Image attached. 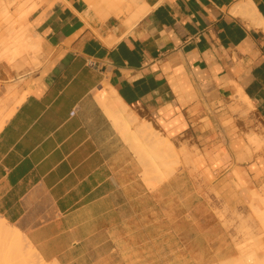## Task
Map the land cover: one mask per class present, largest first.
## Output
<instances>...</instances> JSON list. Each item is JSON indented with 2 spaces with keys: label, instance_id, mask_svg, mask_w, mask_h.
Instances as JSON below:
<instances>
[{
  "label": "crops",
  "instance_id": "crops-1",
  "mask_svg": "<svg viewBox=\"0 0 264 264\" xmlns=\"http://www.w3.org/2000/svg\"><path fill=\"white\" fill-rule=\"evenodd\" d=\"M28 20L44 62L0 65V220L42 263L235 257V169L264 174V0H39Z\"/></svg>",
  "mask_w": 264,
  "mask_h": 264
},
{
  "label": "rangeland",
  "instance_id": "rangeland-1",
  "mask_svg": "<svg viewBox=\"0 0 264 264\" xmlns=\"http://www.w3.org/2000/svg\"><path fill=\"white\" fill-rule=\"evenodd\" d=\"M38 1L39 0H0V38L2 33L7 31L9 25H12V27L14 26L13 28L17 30H20L25 25H30L28 19L30 14L37 7ZM27 12V17L25 19L22 18L23 14ZM5 14L10 18L8 17L9 19L7 18L5 20L7 17H5ZM28 33L30 36H34L32 31ZM43 56L44 54L41 46L37 54L36 62L29 64L16 61L13 65L0 61V65H11L9 66L11 68L21 67L24 68V70H36L43 65ZM244 107H246L245 110ZM252 108L253 105L240 103L237 109L240 113L246 115ZM248 141L249 162L258 168L256 164L258 160H254V158H260V162L264 165V158L261 157L262 154L264 155V136H258L257 133H254L248 136ZM254 175V178L249 177L247 180L243 177L240 170L235 169V176L238 179L239 187H243L244 190H246V187L249 186L252 201L248 206V210L240 211L232 218L226 216L224 213V222L232 232L233 239L237 245L238 254L232 259L218 264H264V174L262 173L257 176L255 173ZM1 222L0 220V264H49L45 262L42 263V261L38 260V258L30 252V248L27 247L25 242L21 241L20 238L16 236L14 237V234L10 233L13 239L12 237H10V239L8 236V240L10 239L11 241H7L6 236L4 238L1 231L3 228L6 229L8 227ZM9 231L7 229V233H9ZM3 232L5 233L4 230ZM7 233H5V235Z\"/></svg>",
  "mask_w": 264,
  "mask_h": 264
},
{
  "label": "bare ground",
  "instance_id": "bare-ground-1",
  "mask_svg": "<svg viewBox=\"0 0 264 264\" xmlns=\"http://www.w3.org/2000/svg\"><path fill=\"white\" fill-rule=\"evenodd\" d=\"M30 1V0H29ZM27 2V1H26ZM28 3V2H27ZM33 4V3H32ZM30 9V8H29ZM24 12V11H23ZM26 12V10H25ZM29 12V11H28ZM22 13V12H21ZM7 16V14H5V17ZM9 16H7L5 18V20L8 18ZM10 18V17H9ZM8 18V19H9ZM4 19V18H3ZM30 26V25H29ZM29 26H23L19 31H16L15 28L11 29V31L2 39V44H3V52H2V56L1 58L4 60H7L9 62H15L16 60H23L29 64L36 62L37 60V54L40 50V41L38 38H34L32 35L30 36L28 32H30L31 27ZM32 31V30H31ZM36 37V36H35ZM4 60H2L3 62H5ZM11 64V63H10ZM244 101L250 103V101L248 100V98L243 97L242 98ZM168 142V141H167ZM163 143V142H162ZM167 144V143H166ZM163 146V145H162ZM171 147V146H170ZM173 147V146H172ZM3 222H5L3 220ZM2 223V222H1ZM5 225V224H3ZM1 226V225H0ZM7 226V223H6ZM5 226V227H6ZM4 227V226H3ZM10 227V226H9ZM7 229L8 228H3L2 229V236L6 239L7 241H11L10 237H12L10 235V233L12 232L11 230L9 231V233H7ZM13 229V228H12ZM3 230L5 231V233H7L5 235V233L3 232ZM16 231V229H15ZM19 232V231H18ZM17 232V233H18ZM4 233V234H3ZM13 234V232L11 233ZM1 235V234H0ZM8 236H9V240H8ZM15 237V236H14ZM17 237V236H16ZM13 239V237H12ZM13 244V243H12Z\"/></svg>",
  "mask_w": 264,
  "mask_h": 264
}]
</instances>
